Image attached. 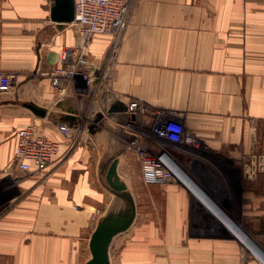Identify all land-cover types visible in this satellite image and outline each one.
Returning a JSON list of instances; mask_svg holds the SVG:
<instances>
[{"label":"crops","instance_id":"0c3cea01","mask_svg":"<svg viewBox=\"0 0 264 264\" xmlns=\"http://www.w3.org/2000/svg\"><path fill=\"white\" fill-rule=\"evenodd\" d=\"M52 6L0 0V74L15 78L0 93V264H86L94 230L129 212L123 200L137 187L147 197L138 150L193 168L211 198L231 168H262L264 177V0H130L119 39L89 42L53 22ZM75 55L108 72L106 88L74 78L59 93L51 73ZM129 102L143 112L126 114ZM35 119L61 148L41 175L12 165L16 133ZM167 123L181 128L178 142L153 134ZM113 161L123 192L106 181ZM183 185L177 177L166 188L163 231L130 226L110 241V264H245L243 243L199 219L207 210L222 220L218 206Z\"/></svg>","mask_w":264,"mask_h":264},{"label":"built area","instance_id":"2783aa9c","mask_svg":"<svg viewBox=\"0 0 264 264\" xmlns=\"http://www.w3.org/2000/svg\"><path fill=\"white\" fill-rule=\"evenodd\" d=\"M129 4L130 0H74V19L71 24L76 27L78 36L85 42L91 41L95 36H108L117 40L125 30ZM71 56L72 54H66L64 59ZM51 75L61 95L65 91V81L80 78L92 88L98 83L105 85L108 79V72L102 74V70L83 55H75L72 63L53 71ZM14 82V76L0 74V93L8 92ZM103 84L102 87L106 88ZM137 112H143V108L136 102L126 105V114ZM58 132L66 138L69 137V129L64 125L58 127ZM153 134L174 143L180 139L181 128L176 124L167 123L155 127ZM15 139L12 165L17 172L41 175L61 156L60 144L46 137L42 125L38 124L36 119L19 129ZM138 155L145 185L177 179L174 172L169 170L174 163L166 152L153 157L138 150Z\"/></svg>","mask_w":264,"mask_h":264},{"label":"rangeland","instance_id":"374dc122","mask_svg":"<svg viewBox=\"0 0 264 264\" xmlns=\"http://www.w3.org/2000/svg\"><path fill=\"white\" fill-rule=\"evenodd\" d=\"M213 169L220 178L222 176L224 178L225 175L223 174L225 173L229 174L227 168L223 170V168L214 167ZM259 169L261 168L251 166L231 168L230 182L224 179V182L222 181V184L218 185L220 188L221 186L224 187L225 190L219 192V194L216 192V196L211 198L207 194L210 195L208 190L205 193L208 186L205 189L204 186H200L195 178L193 168H185V170L181 168L182 171L176 165L169 168L176 177L181 179L183 186L191 193L200 189L207 199L212 200L218 206L223 213L222 220L217 222L207 210L199 214V219L206 225L212 224L214 226L212 229L217 232V235L236 238L243 243L244 245H241L239 254L245 264H264V177L259 175ZM173 181L176 180L166 179L164 182L146 185V187L150 186L146 189L149 191L147 197H144V190L137 187L135 198L128 196L123 200L125 202L123 210L128 207L129 212L125 211L119 216V219L125 220L133 216L130 226L139 227L150 224L163 231L165 227L163 195L166 188ZM245 191H248V195ZM186 242L187 236L183 240V244L185 245ZM246 256L249 258L248 260ZM114 257L116 259V254H114Z\"/></svg>","mask_w":264,"mask_h":264},{"label":"water","instance_id":"95a60500","mask_svg":"<svg viewBox=\"0 0 264 264\" xmlns=\"http://www.w3.org/2000/svg\"><path fill=\"white\" fill-rule=\"evenodd\" d=\"M50 14L53 22L61 25L72 23L74 19L73 0H54ZM29 108L37 117H44L45 111L34 107ZM116 164V161H113L109 166L106 181L113 191L123 192L126 189L125 186L115 179ZM132 219L133 216H130L125 220H107L100 224L90 237L88 247L91 258L86 264H110L108 258L110 241L117 234L127 230Z\"/></svg>","mask_w":264,"mask_h":264},{"label":"bare ground","instance_id":"6f19581e","mask_svg":"<svg viewBox=\"0 0 264 264\" xmlns=\"http://www.w3.org/2000/svg\"><path fill=\"white\" fill-rule=\"evenodd\" d=\"M171 171V170H170Z\"/></svg>","mask_w":264,"mask_h":264}]
</instances>
